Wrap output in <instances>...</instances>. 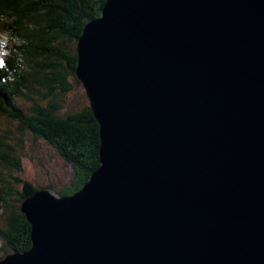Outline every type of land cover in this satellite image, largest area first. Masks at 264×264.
<instances>
[{
	"label": "water",
	"instance_id": "water-1",
	"mask_svg": "<svg viewBox=\"0 0 264 264\" xmlns=\"http://www.w3.org/2000/svg\"><path fill=\"white\" fill-rule=\"evenodd\" d=\"M77 54L100 166L0 264H264V0H107Z\"/></svg>",
	"mask_w": 264,
	"mask_h": 264
},
{
	"label": "trees",
	"instance_id": "trees-1",
	"mask_svg": "<svg viewBox=\"0 0 264 264\" xmlns=\"http://www.w3.org/2000/svg\"><path fill=\"white\" fill-rule=\"evenodd\" d=\"M106 1L0 0V259L32 246L26 198L43 189L72 195L100 166V126L76 70L78 39ZM30 135L70 164L68 182L44 188L19 176Z\"/></svg>",
	"mask_w": 264,
	"mask_h": 264
},
{
	"label": "rangeland",
	"instance_id": "rangeland-1",
	"mask_svg": "<svg viewBox=\"0 0 264 264\" xmlns=\"http://www.w3.org/2000/svg\"><path fill=\"white\" fill-rule=\"evenodd\" d=\"M78 96L82 100V96ZM23 104L25 105L26 101H23ZM27 138L26 148L22 155V171L19 176L25 181L44 188L68 182L69 180L67 179L70 178L72 169L60 153L43 139L34 142L33 136L30 135ZM0 224L3 225L1 219ZM3 246L4 243L0 240V257L4 253L2 251Z\"/></svg>",
	"mask_w": 264,
	"mask_h": 264
},
{
	"label": "clouds",
	"instance_id": "clouds-1",
	"mask_svg": "<svg viewBox=\"0 0 264 264\" xmlns=\"http://www.w3.org/2000/svg\"><path fill=\"white\" fill-rule=\"evenodd\" d=\"M6 42H7V35H4L3 38H2V43H0V46H2L3 49H4V53L3 54H5L6 50H7L6 49ZM0 65H3L2 61H0Z\"/></svg>",
	"mask_w": 264,
	"mask_h": 264
}]
</instances>
